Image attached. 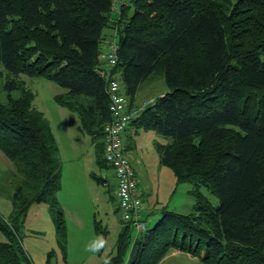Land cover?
<instances>
[{
	"label": "trees",
	"instance_id": "16d2710c",
	"mask_svg": "<svg viewBox=\"0 0 264 264\" xmlns=\"http://www.w3.org/2000/svg\"><path fill=\"white\" fill-rule=\"evenodd\" d=\"M114 40L118 63L110 68L102 55ZM4 72L0 150L15 170L13 211L9 220L0 215L8 240L0 264H34L21 238L34 204H49L66 236L57 140L23 75L65 90L55 100L77 115L102 168H111L107 81L119 80L129 108H141L128 128L169 139L157 143L160 163L194 186L192 214L165 208L150 223L155 215L145 210L148 227L139 233L122 220L104 264H164L172 249L203 264H264V0H0V78ZM161 79L168 91L138 106L141 88Z\"/></svg>",
	"mask_w": 264,
	"mask_h": 264
},
{
	"label": "rangeland",
	"instance_id": "374dc122",
	"mask_svg": "<svg viewBox=\"0 0 264 264\" xmlns=\"http://www.w3.org/2000/svg\"><path fill=\"white\" fill-rule=\"evenodd\" d=\"M35 94L34 105L49 121L57 140V156L61 161V188L57 193L64 212L66 236L57 233L54 214L49 204H34L21 228L23 246L34 264H104L116 253V244L123 228L116 196L117 179L110 167H100L91 138L82 134L77 115L59 105L55 96L65 93L56 83L42 77L21 76ZM8 74L0 78V101H7L4 85ZM168 88L164 80L146 83L136 96V104L146 107L164 95ZM20 91L12 92L19 97ZM169 139L152 130H137L135 125L123 135V147L144 194L145 209L158 221L168 208L179 214L194 212L195 198L190 194L192 183H178L173 170L160 163L157 143ZM13 162L0 150V215L9 220L13 211ZM94 176L107 180L108 186ZM214 206L219 199L203 188ZM136 232V231H135ZM0 231V242H7ZM164 264H203L180 250H170Z\"/></svg>",
	"mask_w": 264,
	"mask_h": 264
},
{
	"label": "built area",
	"instance_id": "2783aa9c",
	"mask_svg": "<svg viewBox=\"0 0 264 264\" xmlns=\"http://www.w3.org/2000/svg\"><path fill=\"white\" fill-rule=\"evenodd\" d=\"M118 50V44L114 40L103 51L102 57L110 68L118 63ZM110 77L106 87L110 100V120L104 126V158L117 179L116 196L122 220L131 223L136 233H139L148 227L144 218V196L125 155L123 135L141 108H129V101L120 81Z\"/></svg>",
	"mask_w": 264,
	"mask_h": 264
},
{
	"label": "crops",
	"instance_id": "0c3cea01",
	"mask_svg": "<svg viewBox=\"0 0 264 264\" xmlns=\"http://www.w3.org/2000/svg\"><path fill=\"white\" fill-rule=\"evenodd\" d=\"M143 193V192H142ZM143 196H144V194H143ZM145 197V196H144ZM145 199V198H144Z\"/></svg>",
	"mask_w": 264,
	"mask_h": 264
}]
</instances>
